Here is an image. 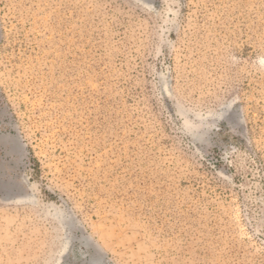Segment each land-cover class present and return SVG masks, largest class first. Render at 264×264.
I'll return each mask as SVG.
<instances>
[{
    "label": "rangeland",
    "instance_id": "374dc122",
    "mask_svg": "<svg viewBox=\"0 0 264 264\" xmlns=\"http://www.w3.org/2000/svg\"><path fill=\"white\" fill-rule=\"evenodd\" d=\"M0 264H264V0H0Z\"/></svg>",
    "mask_w": 264,
    "mask_h": 264
}]
</instances>
